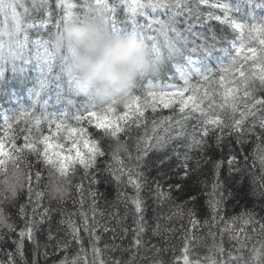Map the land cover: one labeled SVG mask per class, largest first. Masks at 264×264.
Wrapping results in <instances>:
<instances>
[{
	"label": "snow or ice",
	"instance_id": "obj_1",
	"mask_svg": "<svg viewBox=\"0 0 264 264\" xmlns=\"http://www.w3.org/2000/svg\"><path fill=\"white\" fill-rule=\"evenodd\" d=\"M248 4L255 5L256 8H264V0H247ZM207 6L213 10H219L222 15H217L215 11H209L206 14L201 13V6ZM125 9V19H118L121 7ZM74 0H57L56 9L61 14L54 16V10L48 0H31V8H29L24 0H0V17L3 18L4 26L0 28V78L4 76L6 65L11 62V70L13 72H22L26 66L35 65L40 74L41 90L44 89L46 82L52 80H60L61 76H66L72 81L76 69L71 64V45L61 48L55 41V36L60 32L62 26L70 20H79L88 17L102 18L106 29L111 33H119L123 31L124 26H130L131 33L141 36L145 41L151 53L153 61L164 66L166 62H172L177 59L184 61V67L175 65L176 70L180 73L184 80L183 87L174 85L161 86L158 82L154 83L156 77L142 76L133 85L123 91L122 96L115 98L107 104H99L95 98L89 97L88 101L77 109V114L69 117L67 112H62L59 116L55 113H47L36 117L34 113L28 116L32 123L31 128L24 129L27 133L24 135V143L17 146L15 141L18 138L12 135L13 126L11 121H15L17 117H9L5 112L3 115L6 125L3 133L4 139L0 140V173L6 178L0 182V228H7L14 231V226L8 222L3 204L6 201L14 200L21 190H26L28 203L33 205V215H36L37 209L41 207V198L44 197V191H36L33 188L35 181L37 186L42 179L39 170L32 171L34 165L28 159L30 155L35 157L37 163L42 164L48 170V185L46 190L52 199L63 204L69 189L72 187V176L75 174L76 166H82L85 176L90 185L100 183L97 178V172L103 175V170L97 168V159L104 157L106 149L103 142L111 140L115 142L107 145V151L110 155L112 163L107 165L112 179L120 187L125 181L131 184L135 195L127 197L121 192H117L118 200H129L133 205L136 214L137 224L134 230L133 248L142 246L141 235L145 231L144 212L146 209V201L142 196V192L146 189L158 203L171 200L173 193L183 194L186 187V181L190 175L197 171L201 164V159L195 160L193 163L192 154L204 153L210 150L209 140L212 139L215 148L223 151L224 147H228L226 140L229 136H235L238 144L244 141L241 137L249 134L257 135L255 127L258 124L261 133H264V96L257 98V91L264 90V17L259 19L258 23L248 24L237 18H233L232 13L242 11L239 5H233L228 0H95V4L84 0L79 6ZM43 12L42 18L29 19L31 13ZM151 13L163 12L166 19H160L149 15ZM248 15L252 20H256L254 13ZM143 16L148 23L139 22L138 17ZM203 16V20L201 17ZM196 23H208L215 20L222 24L228 25L233 32L238 34L237 40H227L225 37L219 39L212 34L211 39L203 34H197L200 43L189 41L184 35L185 32H192ZM11 21V27L8 22ZM155 25V27H154ZM181 25H184L181 28ZM56 29L55 33H50L48 38L38 35L34 41H30L29 29H37V31H46L49 27ZM211 31V28L209 29ZM171 34V35H170ZM249 44L258 39L259 47H249L244 51L243 58L240 59L241 52L245 49V39ZM32 44L35 48V56L31 54L28 47ZM227 43L228 47H220L218 44ZM191 46L189 47V45ZM232 49L236 52V56L232 57L231 69L229 70L233 76L238 77L235 83L238 87L228 88L224 92V102L216 104L213 96L208 91H201L190 85L189 77L193 74L200 75L207 82L209 77L205 72L210 70L203 62L212 57L217 50L229 52ZM17 61L21 64L18 65ZM251 61V69H246L245 65ZM58 68L59 71L54 72ZM221 81L224 80L222 76ZM146 81V85H145ZM165 88H173V91H165ZM140 92L136 95V92ZM189 92L190 95L185 96ZM242 92V95L240 93ZM37 100L39 93H36ZM231 97V99H228ZM207 101V103H205ZM123 105L124 111L118 112L117 107ZM162 105L163 108H171L178 105L182 118L175 121V127H166L173 123L172 117H165L157 122L153 121L151 134L147 131L143 136L135 139V155L129 151L126 142H121V134L128 135L131 127L134 125L139 127L146 123L145 112L151 109L156 112L157 107ZM45 107H47L45 105ZM99 109L98 111L96 109ZM74 120L75 125L69 123ZM189 120H195L192 131H186V123ZM42 121L48 122L49 135H43L40 131ZM246 121H250L246 125ZM87 124L93 127L95 134L89 131ZM164 135H160L157 126ZM55 127V132L51 130ZM35 130V135H33ZM61 130L65 135H61ZM7 140L11 144V151L5 150L4 141ZM63 140L70 143L69 147H65L64 143H56L54 141ZM175 141L176 146L171 148V155L164 150ZM183 142L184 151H179ZM84 149V150H82ZM257 151L260 165L264 170V147L257 145ZM164 153L158 159L151 160L150 153ZM242 152V149H241ZM239 153L229 147V155L226 159L214 160L215 180L211 186L209 193L208 207L213 212L212 219L215 220L218 210L221 208L227 197H231L232 193H225L224 181L220 178V169L225 164L228 165L229 174L242 173L238 161ZM175 156L178 160L175 168L171 169L172 175L161 172V167H169V161ZM203 162H208L211 157L203 156ZM247 161V157H244ZM9 164L11 169L9 170ZM155 166L157 175L161 178L173 179L175 183H169L165 188L160 180L145 174L144 169ZM89 170H93L89 174ZM260 195H264V175L259 178ZM77 190H81L83 184L75 185ZM96 194L93 193V196ZM196 200V196H189L185 203H192ZM95 204V201H93ZM51 205V201H49ZM58 209L51 206L43 207L39 212V218H29L25 221V226L18 232V239L13 241L15 244V253L6 252L7 260L0 261V264H16V258L19 257L24 261V242L30 241L33 244V264H38L37 255L48 257L47 245L43 250L40 243L36 239V231L39 226L44 224L46 220H50L51 215ZM20 214L26 215L25 206L21 205ZM190 224L197 227L200 221L195 219V211L189 210ZM246 217L244 224L257 223L254 214L246 212L242 214ZM61 223H64L62 221ZM69 223L68 236L70 239L57 241L55 250L67 252L72 241H76L81 246V252L76 257L69 259L65 255L59 260L58 264H105L101 259V249L97 247L100 240L98 235L90 232L92 244V260L89 261L87 255L84 254L83 246L79 237V228L74 222ZM207 223V221H205ZM158 227V226H157ZM85 231H88V225L85 223ZM104 231H108L105 227ZM259 231L264 233V223L259 225ZM211 234V233H210ZM237 237L233 236V239ZM2 239V237H0ZM55 237L52 235L51 229L48 232V240L52 241ZM194 237L187 236L186 244L183 249V264H194L190 262L188 252V242ZM108 246L106 245L105 248ZM115 247V246H114ZM245 247L243 241L240 242L239 252ZM223 253V248H218ZM110 264H122L120 260H112ZM127 264H131L128 261ZM154 264H162L161 261H155ZM212 264H216L215 261ZM227 264H264V241L260 242L259 248L251 249V257L246 259L243 255L235 257L229 253V261Z\"/></svg>",
	"mask_w": 264,
	"mask_h": 264
},
{
	"label": "trees",
	"instance_id": "obj_2",
	"mask_svg": "<svg viewBox=\"0 0 264 264\" xmlns=\"http://www.w3.org/2000/svg\"><path fill=\"white\" fill-rule=\"evenodd\" d=\"M26 5L31 8V0H24ZM54 10V16L60 13L56 9L57 0H48ZM77 4V11L79 6L84 3V0H74ZM111 2V0H110ZM130 2V0H129ZM192 0H190V3ZM214 0H210V3ZM233 5H239L242 9L239 13H232L233 18H237L248 24L258 23L261 17H264V8H256L255 5L248 4L247 0H228ZM89 3L95 4V0H89ZM209 11H215L217 15H222L219 10H213L207 6H201V13L206 14ZM254 13L256 20H252L248 13ZM43 12L31 13L29 19L36 17V19L42 18ZM154 18L166 19V15L163 12L151 13ZM118 19H125V9L122 6L119 10ZM139 22L147 24L148 21L145 17H138ZM203 20V16L201 17ZM195 23V27L192 32H185L184 35L189 41H195L200 43L197 34H203L211 39L213 33L219 39L225 37L227 40H237L238 34L226 24H222L219 21H209L208 23H196L195 20L191 21ZM4 26L3 18L0 17V28ZM8 26L11 27V21L8 22ZM155 27V25H154ZM184 25H181L183 28ZM211 28V31L209 29ZM56 29L49 27L46 31H37V29H29L28 35L30 41H34L38 35L43 36L45 39L50 33H55ZM122 32H131L130 26H124ZM171 35V34H170ZM147 42V41H146ZM245 49L240 54V59L243 58L244 51H247L249 47H259L258 39L251 44L248 43L247 38L244 41ZM191 44L189 45V47ZM31 54L35 56V48L30 43L28 45ZM220 47H228L227 43L218 44L217 49ZM236 56V52L229 49V52H222L217 50L213 56L205 60L203 63L207 65L209 72H205V75L209 77L206 82L203 77L197 74H193L189 77L191 86L199 89L201 93L208 91L210 96H213L216 104L224 102V92L228 88L238 87L235 83L238 77L233 76L229 71L231 69L232 57ZM20 65L21 62L17 61ZM175 65L184 67V61L177 59L172 62H166L163 66V71L156 77L154 83H159L161 86L174 85L176 87H183L184 80L181 78L180 73L176 70ZM252 64L249 61L246 65V69H251ZM4 76L0 78V140L4 139L3 133L6 125L4 123L3 115L6 112L9 117H17L15 121H11L13 126L12 135L17 136L15 143L17 146L24 143V135L27 133L24 129L31 128L32 123L29 121L28 116L22 115L28 113L36 117L42 116L47 113H55L59 116L62 112H67L69 117L77 114V109L85 104L91 95L81 93L66 76H61L60 80L48 81L45 84L43 90H41L40 74L35 65L26 66L22 72H13L11 68V62L6 65ZM59 71L58 68L54 69V72ZM224 80L221 81V77ZM146 85V81H145ZM165 91H173V88H165ZM36 93H39V99L36 98ZM139 95L140 92H136ZM190 95L189 92L185 93V96ZM242 95V92L240 93ZM257 98L264 96V90L257 91ZM231 99V97H228ZM207 103V101L205 102ZM45 105L47 107H45ZM99 110L98 108L96 109ZM118 112L124 111L123 105L117 107ZM146 123L139 127L132 126L128 135L121 134V142H126V145L130 152L135 155V139L141 137L147 131L151 134L153 127V121H161L165 117H172L173 123L165 125L166 127H175V121H179L182 118V114L179 112L178 105H173L171 108H163L162 105L157 107L155 113L148 109L145 112ZM250 121H246V125ZM73 126L74 120H69ZM195 124V120H189L186 123V131L191 132L192 126ZM85 127L89 128L90 132L95 134L93 127L85 124ZM157 130L160 135L165 133L160 131V126H157ZM40 131L43 135H49L48 122L42 121L40 125ZM55 132V127L52 130ZM255 133L257 135L249 134L241 137L244 141L242 144H238L235 136H229L226 140L228 147H224L223 151L216 149L214 141L209 140V144L212 146L210 150H205L204 153H193V163L197 159H201V164L196 172L190 175V178L186 181V187L183 194L173 193L171 200L163 202H157L151 196H149L147 190L142 192V196L146 201V209L144 212V227L145 231L141 235L142 246L138 249L133 248L134 230L137 227L136 214L134 212L133 205L129 200H118L117 192L123 193L127 197L135 195V191L131 184L122 183L120 187L112 179L110 172L107 170V165L112 163L110 155L107 151V145L112 144L115 146V142L106 140L103 142V146L106 149L104 157L97 159V168L103 170L101 176L97 172V178L100 183L90 185L87 179L82 178L85 176L82 166L77 165L75 174L72 176V187L69 189L67 196L60 204L57 200L52 199L47 190L48 185V170L45 166L37 163L35 157L30 155L28 159L34 165L32 171L39 170L41 172L42 179L37 186L36 182H33V188L36 191H44L45 195L41 198V207L37 209L36 215H33V205L28 203V196L26 190H21L14 200L6 201L2 206L6 215L8 216V222L14 226V231H9L7 228H0V261H6V252L15 253V244L13 241L18 239V232L25 226V221L29 218L38 219L39 212L43 207L51 206L58 210L51 215L50 220H46L44 224L39 226V230L36 231V239L41 245L43 250L47 245L48 257L43 255H37L38 264H58L59 260L65 255L69 259H72L81 252L80 244L76 241H72L71 246L67 252L56 251L57 241L68 240L69 223L74 222L75 226L79 228V237L83 246L84 254L87 255L89 261L92 260V244L90 232H94L95 235L100 237L97 243V247L101 249V259L105 261V264H110L112 260H120L122 264H127L131 261V264H154L155 261H161L162 264H183V249L186 244V237L192 236L193 240L188 242V256L190 262L194 264H212L213 261L216 264H227L229 261V253L233 257L237 255H243L246 259L251 257V249L255 246L259 248L260 242L264 241V233L259 231V225L264 223V195H260L261 187L259 178L264 175L262 170L257 151V145L264 147V133H261L258 124L255 127ZM35 135V130H33ZM61 135H65L61 130ZM56 143H64L65 147H69L70 143L63 140L54 141ZM5 150L11 151V144L5 140ZM175 141L169 145L164 151L171 155V148L176 146ZM183 142L179 151L183 152ZM229 147L234 150V153H239L238 161L239 167L242 169V173L229 174V168L227 163L220 169V178L224 181L225 193H232L231 197H227L218 210V215L215 220L212 219L213 212L208 207L209 193L211 192V186L215 180V170L212 161L224 159L226 161L229 155ZM242 149V152H241ZM84 150V149H82ZM164 153H150V159L156 160L160 155ZM211 157L208 162H203L202 157ZM247 157V161L244 157ZM178 160L175 156L169 161V167H161L160 171L167 173L168 176L172 175L171 169L175 168ZM11 165L9 164V170ZM93 170H89L91 174ZM145 174L150 177L157 178L160 183L166 188L169 183H175L176 180L161 178L157 175L155 166L151 169L145 168ZM6 177L0 173V182ZM83 184L81 190H77L75 185ZM93 193L96 195L93 196ZM195 195L196 200L192 203H185L189 196ZM51 201V205H49ZM95 201V204L93 203ZM21 205L25 206L26 215L20 214ZM189 210L195 211V219L200 221L199 226L193 227L190 224V217L188 215ZM251 212L254 214V219L257 223L244 224L246 217L242 214ZM64 221V223H61ZM207 221V223H205ZM85 223L88 225V231H85ZM158 226V227H157ZM108 231H104V228ZM49 229L52 231L54 240H48ZM211 233V234H210ZM233 236L237 237L233 239ZM243 241L245 247L239 252L240 242ZM108 246L105 248V246ZM115 246V247H114ZM223 248V253L218 251V248ZM24 261H21L19 257L16 258V264H33V244L25 240L24 242Z\"/></svg>",
	"mask_w": 264,
	"mask_h": 264
},
{
	"label": "clouds",
	"instance_id": "obj_3",
	"mask_svg": "<svg viewBox=\"0 0 264 264\" xmlns=\"http://www.w3.org/2000/svg\"><path fill=\"white\" fill-rule=\"evenodd\" d=\"M55 41L62 49L71 45V64L76 69L72 82L99 104L121 97L142 76L157 77L163 71L141 36L111 33L99 17L70 20Z\"/></svg>",
	"mask_w": 264,
	"mask_h": 264
}]
</instances>
